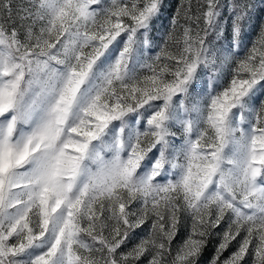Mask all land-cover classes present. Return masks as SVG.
<instances>
[{"label": "snow or ice", "instance_id": "6c2138e0", "mask_svg": "<svg viewBox=\"0 0 264 264\" xmlns=\"http://www.w3.org/2000/svg\"><path fill=\"white\" fill-rule=\"evenodd\" d=\"M161 8L0 0V264H199L225 223L209 264H264V23L189 0L157 44Z\"/></svg>", "mask_w": 264, "mask_h": 264}, {"label": "rangeland", "instance_id": "374dc122", "mask_svg": "<svg viewBox=\"0 0 264 264\" xmlns=\"http://www.w3.org/2000/svg\"><path fill=\"white\" fill-rule=\"evenodd\" d=\"M192 7V15L195 16L197 13V8L202 0H190ZM237 3H248L253 5L251 11V18L247 21L244 27L243 36V44L242 48L246 51L248 47L251 46L252 41L257 37L260 31V25L264 23V0H236ZM187 5L189 0H162V8L159 14V18L155 19L153 22V32L152 35L155 37V43H162V37L167 35L168 30L171 27V19L174 15H176L178 8H180L181 4ZM222 3H227V0H222ZM225 15H227V9H225ZM186 21L183 19V14H181V23H185ZM193 27L195 25L193 24ZM201 27L203 24L201 22ZM227 43V41H225ZM158 50V49H156ZM154 54V53H153ZM258 107V103L255 105ZM191 221L187 218L182 219L180 227H179V235L176 237L173 242V254L175 253V249L178 245L182 243L184 238L187 236L190 229ZM227 224L225 223L220 228L216 229L211 237L208 239L212 247V253L206 259L199 260V264H209L213 255L215 254L216 247L220 242L221 235ZM147 228H142L137 230L129 239L128 244L121 249V251H127L134 244L138 242V240L147 233ZM243 233L232 242L229 246L228 250L223 254L224 258H227L239 245L240 240L243 239ZM149 257H144L141 259L140 264H147ZM171 258H169L170 263ZM244 264H252V257L248 256L245 258Z\"/></svg>", "mask_w": 264, "mask_h": 264}, {"label": "trees", "instance_id": "16d2710c", "mask_svg": "<svg viewBox=\"0 0 264 264\" xmlns=\"http://www.w3.org/2000/svg\"><path fill=\"white\" fill-rule=\"evenodd\" d=\"M212 245L207 242V246L204 248L202 255L200 256L199 260L206 259L212 253ZM170 264V263H169Z\"/></svg>", "mask_w": 264, "mask_h": 264}]
</instances>
